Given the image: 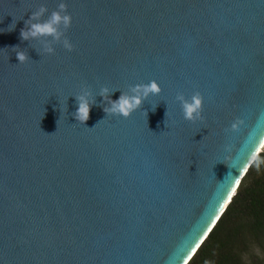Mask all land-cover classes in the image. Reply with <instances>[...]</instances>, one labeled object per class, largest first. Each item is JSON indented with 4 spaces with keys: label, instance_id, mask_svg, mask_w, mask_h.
Masks as SVG:
<instances>
[{
    "label": "water",
    "instance_id": "obj_1",
    "mask_svg": "<svg viewBox=\"0 0 264 264\" xmlns=\"http://www.w3.org/2000/svg\"><path fill=\"white\" fill-rule=\"evenodd\" d=\"M58 3L0 0V264H188L262 151L264 0H66L71 51L23 40ZM151 80L130 116L105 113L103 87ZM197 92L189 121L176 96Z\"/></svg>",
    "mask_w": 264,
    "mask_h": 264
},
{
    "label": "trees",
    "instance_id": "obj_2",
    "mask_svg": "<svg viewBox=\"0 0 264 264\" xmlns=\"http://www.w3.org/2000/svg\"><path fill=\"white\" fill-rule=\"evenodd\" d=\"M188 264H264V149Z\"/></svg>",
    "mask_w": 264,
    "mask_h": 264
},
{
    "label": "clouds",
    "instance_id": "obj_3",
    "mask_svg": "<svg viewBox=\"0 0 264 264\" xmlns=\"http://www.w3.org/2000/svg\"><path fill=\"white\" fill-rule=\"evenodd\" d=\"M67 9L66 0H59L58 7L46 19H42L45 13L48 12V8L45 5H41L38 10L32 12L30 19L26 21V26L20 33L21 38L23 40H32L50 37L51 41L62 42L63 47L71 51L74 45L65 35L72 24V15ZM14 51L20 63L29 60L27 52L19 49V47L14 48ZM43 51L47 54H54L55 48L51 46V42L46 41ZM112 92L113 89L107 86L100 91V95L109 101L104 108L105 113L128 117L138 110L148 97L160 94L162 87L159 81L151 80L148 83L133 85L129 92H122L118 99H110ZM76 100L78 106L74 116L83 124L89 119L95 101L92 98L91 91L87 88L81 90L76 96ZM176 100L180 103L186 120L195 121L202 118L204 98L199 92L191 95V97L178 93Z\"/></svg>",
    "mask_w": 264,
    "mask_h": 264
},
{
    "label": "bare ground",
    "instance_id": "obj_4",
    "mask_svg": "<svg viewBox=\"0 0 264 264\" xmlns=\"http://www.w3.org/2000/svg\"><path fill=\"white\" fill-rule=\"evenodd\" d=\"M260 148H259V150H263L264 149V138L262 139V142H261V145L259 146ZM258 150V151H259ZM244 177V176H243ZM241 182V181H240ZM238 188V187H237ZM237 190V189H236ZM236 190H235V193H236ZM232 200V199H231ZM231 202V201H230ZM229 202V203H230ZM229 205V204H228Z\"/></svg>",
    "mask_w": 264,
    "mask_h": 264
}]
</instances>
